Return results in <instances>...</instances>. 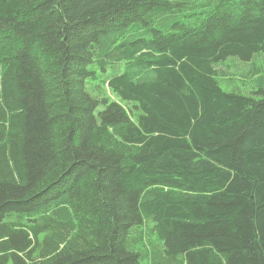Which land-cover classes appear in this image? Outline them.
Here are the masks:
<instances>
[{
	"label": "trees",
	"instance_id": "trees-1",
	"mask_svg": "<svg viewBox=\"0 0 264 264\" xmlns=\"http://www.w3.org/2000/svg\"><path fill=\"white\" fill-rule=\"evenodd\" d=\"M263 52L264 0H0V264H264Z\"/></svg>",
	"mask_w": 264,
	"mask_h": 264
},
{
	"label": "rangeland",
	"instance_id": "rangeland-1",
	"mask_svg": "<svg viewBox=\"0 0 264 264\" xmlns=\"http://www.w3.org/2000/svg\"><path fill=\"white\" fill-rule=\"evenodd\" d=\"M255 65H258L264 71V52L249 62L234 57L227 59L217 68L219 73L222 74V76H219L221 85L226 90L252 95L253 91L256 90L252 83V72Z\"/></svg>",
	"mask_w": 264,
	"mask_h": 264
}]
</instances>
